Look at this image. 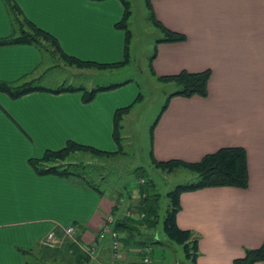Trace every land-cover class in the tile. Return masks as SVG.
<instances>
[{
  "label": "crops",
  "instance_id": "crops-1",
  "mask_svg": "<svg viewBox=\"0 0 264 264\" xmlns=\"http://www.w3.org/2000/svg\"><path fill=\"white\" fill-rule=\"evenodd\" d=\"M14 1L25 18L58 39L67 55L100 64L124 62L107 68L128 63L130 39L126 29L117 26L125 14L122 2ZM150 6L161 24L186 36L185 41L156 44L151 73L165 82L159 77L183 70L211 71L207 97H172L153 137L148 131L153 165L173 159L196 162L222 147L239 146L247 152V188L185 191L176 217L181 229L200 235L197 264H233L246 248L264 243V0H151ZM13 31L9 8L0 0V38ZM46 62L31 44L0 45V80L28 75L43 81L62 61H50L45 68ZM122 91H100L89 102L82 91L45 89L19 98L0 91V264H144L145 246L137 245L136 238L121 240L118 257L109 234L99 239L118 193L101 194L73 176L39 173L31 162L69 141L111 152L109 157L126 154L122 142L128 134L122 127V139L116 141L115 118L122 111L123 126L141 93L126 103L136 88ZM126 210L124 204L116 218H123ZM69 225L76 226L75 236H80L81 252L88 258L80 260L65 243L59 249L42 245L50 231ZM150 232L144 229L140 239L148 240L152 251ZM91 246L95 252L90 256L84 247Z\"/></svg>",
  "mask_w": 264,
  "mask_h": 264
},
{
  "label": "trees",
  "instance_id": "trees-1",
  "mask_svg": "<svg viewBox=\"0 0 264 264\" xmlns=\"http://www.w3.org/2000/svg\"><path fill=\"white\" fill-rule=\"evenodd\" d=\"M9 8L11 19L13 22L14 31L6 38H0V45L28 43L37 47L43 53L45 59L50 58L52 63L63 61L67 65H75L78 67H100L107 68L123 64H100L96 62L84 61L74 56H69L63 52L58 39L50 32L40 28L31 20L25 18L21 9L14 0H4ZM101 1V0H99ZM125 7L123 20L117 24L118 27L126 29L130 39V30L128 28V19L130 16V3L128 0H121ZM151 0H147V5L150 9V19L164 33V38L157 40L159 42H179L185 41L184 34L167 29L161 22L156 19L155 14L150 6ZM128 48V44H127ZM157 48L150 58V65L156 58ZM127 61H128V56ZM54 67V66H53ZM211 76L210 70L200 72H189L183 70L180 73L172 76L159 77L160 80L171 82L175 85V90L171 92L163 105V108L157 119L151 127V136L158 123L161 115L168 108L170 99L174 96L192 97L199 95L207 97L209 94V79ZM118 87L117 84L97 85L88 89L84 84L75 85L73 83L63 82L54 88H47L41 84V77L30 78L28 75L15 81L0 80V91L9 94L13 98H19L27 93L38 90H49L55 93L61 92H84V100L91 101L95 95L104 90H109ZM122 111H118L115 118V139L118 143L121 141V124ZM90 153L95 157L108 158L112 155L111 152H106L92 146L81 145L74 141H69L67 145L60 150H48L43 158L32 159L31 162L39 173H56L64 177H75L79 180L82 186L92 187L101 194L106 193L103 187L105 182V174L102 173L103 167L96 164L71 160L78 153ZM154 166L158 169L173 171L177 168H186L195 174V179L187 183L176 185L167 193L170 199L169 208L164 220V231L170 241L180 245L185 253V256L190 260L191 264H197V257L200 254L199 240L200 235L192 230L181 229L177 224V213L181 209L180 196L185 191H195L207 187L232 186L239 188H247L249 186V167L248 158L245 148L239 146L222 147L216 152L206 154L201 160L196 162H187L180 159L159 162L154 161ZM133 174L137 178L145 177L146 184L142 187V191L146 192V196L141 197L138 205L135 206L139 211L145 213L146 218L143 220H134L128 216L117 218L113 228L118 232L125 234L121 240L129 243L135 238L137 245H142L141 248L148 245V240L140 239L143 237V230L153 228L157 221L156 201L158 194L154 193V183L152 179L146 175V170L143 167H137ZM122 192H118V198H121ZM116 207L112 213H116ZM154 214V215H153ZM153 216V217H152ZM60 231V230H59ZM80 236H75L76 241L67 239L65 244L72 248L74 252H78L80 260L88 258L81 252L79 242ZM84 256V257H83ZM264 261V243L258 248H246L245 255L236 258L233 264H255L256 262ZM26 264H39L27 262Z\"/></svg>",
  "mask_w": 264,
  "mask_h": 264
},
{
  "label": "rangeland",
  "instance_id": "rangeland-1",
  "mask_svg": "<svg viewBox=\"0 0 264 264\" xmlns=\"http://www.w3.org/2000/svg\"><path fill=\"white\" fill-rule=\"evenodd\" d=\"M128 1L131 11L128 19L130 30L128 63L98 71L88 69L89 67L67 65L61 60L58 67L55 66L53 71L41 81V84L51 86L67 80L72 81L75 85L84 84L88 89L97 85L117 84L116 90L119 89L121 92L128 86H134L136 94L130 96L126 103H132L141 93L139 101L133 104L130 115L122 126L125 128L124 133L128 134V138L122 142L126 154L101 158L90 153L78 152L71 160L89 162L103 167L102 173L105 174L103 187L110 193L122 192V196L126 200L125 209L136 205L132 202L128 190L132 189L140 179L133 174V171L137 167H143L147 177L154 183L153 192L158 194L157 221L148 236L152 242L150 254L152 260L154 257L156 264H191L182 247L167 237L164 231V220L170 204L167 193L178 184L193 181L195 174L186 168H177L170 172L158 169L153 165L149 154L150 134L148 131L151 129L149 126L155 122L169 94L176 88L173 83L161 82L151 73L150 58L155 51L157 40L164 33L150 19L151 11L147 0ZM46 60L48 62H46L45 68L50 65L51 61L50 58H46ZM69 67L71 68L69 69ZM121 124H123L122 119ZM157 241H161V243Z\"/></svg>",
  "mask_w": 264,
  "mask_h": 264
},
{
  "label": "built area",
  "instance_id": "built-area-1",
  "mask_svg": "<svg viewBox=\"0 0 264 264\" xmlns=\"http://www.w3.org/2000/svg\"><path fill=\"white\" fill-rule=\"evenodd\" d=\"M146 179L140 178L135 184L134 187L131 189L130 197L132 198V201L138 205V202L140 201L141 197L146 196V192L142 191V187L145 186ZM126 200L122 196L121 198H118L115 201L116 207V213H109L105 217L103 228L101 229V232L99 233V239H103L107 234H109L112 238V250L114 252L115 257L119 256L120 250L122 248L121 246V233L118 232L113 228V225L116 221V214L120 210L121 207L124 206ZM135 205V206H136ZM125 216H128L134 220H143L146 218V215L144 212L139 211L136 207L130 208L126 210ZM75 231L76 226L75 225H69L62 227L60 231L52 230L50 231L42 240V245L45 248L48 249H57L61 247L67 239H71L76 241L75 239ZM80 244V242H78ZM85 251L88 255H93L95 252V246L87 247L85 248ZM151 248L149 246H145L141 253L143 254L142 260L144 264H153V260L150 256Z\"/></svg>",
  "mask_w": 264,
  "mask_h": 264
}]
</instances>
